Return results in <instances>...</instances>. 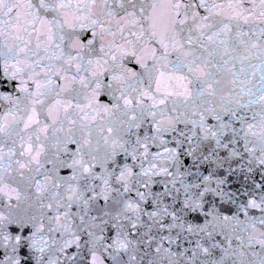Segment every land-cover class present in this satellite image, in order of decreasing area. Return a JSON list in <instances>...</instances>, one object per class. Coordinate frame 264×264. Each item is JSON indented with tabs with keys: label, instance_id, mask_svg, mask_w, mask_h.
<instances>
[{
	"label": "snow or ice",
	"instance_id": "6c2138e0",
	"mask_svg": "<svg viewBox=\"0 0 264 264\" xmlns=\"http://www.w3.org/2000/svg\"><path fill=\"white\" fill-rule=\"evenodd\" d=\"M0 264H264V0H0Z\"/></svg>",
	"mask_w": 264,
	"mask_h": 264
}]
</instances>
